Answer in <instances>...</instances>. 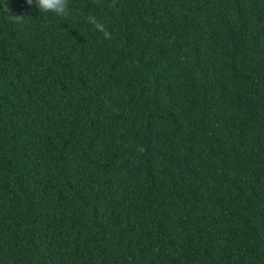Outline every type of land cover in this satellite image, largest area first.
Listing matches in <instances>:
<instances>
[{"label":"trees","instance_id":"obj_1","mask_svg":"<svg viewBox=\"0 0 264 264\" xmlns=\"http://www.w3.org/2000/svg\"><path fill=\"white\" fill-rule=\"evenodd\" d=\"M67 8L0 0V264H264V0Z\"/></svg>","mask_w":264,"mask_h":264},{"label":"clouds","instance_id":"obj_2","mask_svg":"<svg viewBox=\"0 0 264 264\" xmlns=\"http://www.w3.org/2000/svg\"><path fill=\"white\" fill-rule=\"evenodd\" d=\"M25 2L28 5L34 4L40 14L55 15L57 17L68 14L67 0H25ZM85 19L96 30L102 32L105 36L109 35L103 21L98 19L95 14H88Z\"/></svg>","mask_w":264,"mask_h":264}]
</instances>
